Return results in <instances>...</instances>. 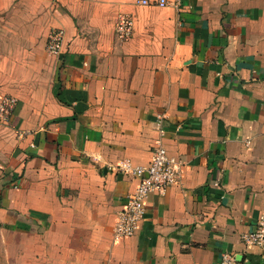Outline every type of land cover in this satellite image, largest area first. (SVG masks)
Returning a JSON list of instances; mask_svg holds the SVG:
<instances>
[{"label": "crops", "instance_id": "0c3cea01", "mask_svg": "<svg viewBox=\"0 0 264 264\" xmlns=\"http://www.w3.org/2000/svg\"><path fill=\"white\" fill-rule=\"evenodd\" d=\"M140 1L0 0V264H264V0ZM158 143L181 178L115 239Z\"/></svg>", "mask_w": 264, "mask_h": 264}, {"label": "built area", "instance_id": "2783aa9c", "mask_svg": "<svg viewBox=\"0 0 264 264\" xmlns=\"http://www.w3.org/2000/svg\"><path fill=\"white\" fill-rule=\"evenodd\" d=\"M142 4L148 3L141 0ZM158 5H164L166 0H155ZM116 33L122 40L128 39L134 30L132 17L124 12L116 14ZM64 29L52 28L46 38L45 52L50 56H58L62 52ZM17 98L11 94H0V123H7L15 109ZM182 161L175 154L158 143L152 149L151 159L146 165H133L128 159L122 160L118 170L134 174L139 178L137 186L125 196L124 204L118 212L112 227L115 239L132 236L139 226L145 213L144 201L150 192H164L169 186L181 178ZM242 240L247 245L264 247V219L258 220L255 229L242 234ZM235 257L230 252L221 254L217 264H233Z\"/></svg>", "mask_w": 264, "mask_h": 264}]
</instances>
